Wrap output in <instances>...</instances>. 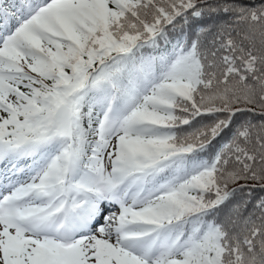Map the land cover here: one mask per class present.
I'll return each mask as SVG.
<instances>
[{
    "label": "snow or ice",
    "instance_id": "snow-or-ice-1",
    "mask_svg": "<svg viewBox=\"0 0 264 264\" xmlns=\"http://www.w3.org/2000/svg\"><path fill=\"white\" fill-rule=\"evenodd\" d=\"M0 264H264V0H0Z\"/></svg>",
    "mask_w": 264,
    "mask_h": 264
}]
</instances>
